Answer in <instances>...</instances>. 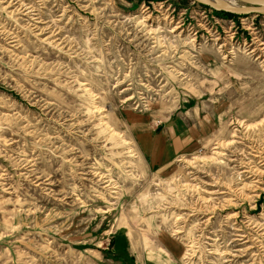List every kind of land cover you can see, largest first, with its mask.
<instances>
[{
    "label": "rangeland",
    "instance_id": "374dc122",
    "mask_svg": "<svg viewBox=\"0 0 264 264\" xmlns=\"http://www.w3.org/2000/svg\"><path fill=\"white\" fill-rule=\"evenodd\" d=\"M129 1L0 0V264H264V17Z\"/></svg>",
    "mask_w": 264,
    "mask_h": 264
},
{
    "label": "crops",
    "instance_id": "0c3cea01",
    "mask_svg": "<svg viewBox=\"0 0 264 264\" xmlns=\"http://www.w3.org/2000/svg\"><path fill=\"white\" fill-rule=\"evenodd\" d=\"M134 0L129 1L130 4ZM130 129L135 133V143L138 147L142 157L147 159L149 167L152 168H163L168 163L170 157L180 149L185 150V146H180V138L175 137V131L179 122L173 120L170 116L164 119L162 122L159 121V128L155 132L154 125L149 126L148 117H130ZM182 121V120H181ZM103 258V257H102ZM98 260V259H97ZM105 260V259H104ZM100 262V261H98ZM96 262L95 264H98ZM136 264L135 261L132 262ZM147 262H145L146 264ZM149 264H157L152 261Z\"/></svg>",
    "mask_w": 264,
    "mask_h": 264
},
{
    "label": "water",
    "instance_id": "95a60500",
    "mask_svg": "<svg viewBox=\"0 0 264 264\" xmlns=\"http://www.w3.org/2000/svg\"><path fill=\"white\" fill-rule=\"evenodd\" d=\"M213 12L243 16L255 15L264 17V0H233V3H222L216 0H189ZM234 2H237L236 5Z\"/></svg>",
    "mask_w": 264,
    "mask_h": 264
},
{
    "label": "built area",
    "instance_id": "2783aa9c",
    "mask_svg": "<svg viewBox=\"0 0 264 264\" xmlns=\"http://www.w3.org/2000/svg\"><path fill=\"white\" fill-rule=\"evenodd\" d=\"M198 6H199V5H198ZM200 7H201V6H200ZM201 8H203V10H202V11H200V12H203V13H205V11H206V12H210V13H211V12H213V11H211V10H210V9H208V8H205V7H201ZM198 25H199V26H201V24H200V23H199ZM202 25H203V24H202Z\"/></svg>",
    "mask_w": 264,
    "mask_h": 264
},
{
    "label": "bare ground",
    "instance_id": "6f19581e",
    "mask_svg": "<svg viewBox=\"0 0 264 264\" xmlns=\"http://www.w3.org/2000/svg\"><path fill=\"white\" fill-rule=\"evenodd\" d=\"M216 1H219V2H222V3H230L229 0H216ZM231 3H233V2H231ZM244 18H247V17H244ZM243 20H247V19H243Z\"/></svg>",
    "mask_w": 264,
    "mask_h": 264
},
{
    "label": "trees",
    "instance_id": "16d2710c",
    "mask_svg": "<svg viewBox=\"0 0 264 264\" xmlns=\"http://www.w3.org/2000/svg\"><path fill=\"white\" fill-rule=\"evenodd\" d=\"M220 14H222L223 16H232V15L226 14V13H220Z\"/></svg>",
    "mask_w": 264,
    "mask_h": 264
}]
</instances>
